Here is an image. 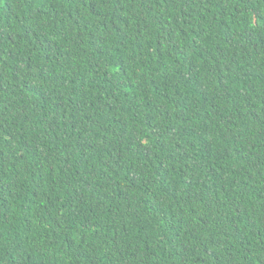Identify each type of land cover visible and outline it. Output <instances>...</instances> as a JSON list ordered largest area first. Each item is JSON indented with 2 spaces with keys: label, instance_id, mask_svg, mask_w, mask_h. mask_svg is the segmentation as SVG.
<instances>
[{
  "label": "trees",
  "instance_id": "16d2710c",
  "mask_svg": "<svg viewBox=\"0 0 264 264\" xmlns=\"http://www.w3.org/2000/svg\"><path fill=\"white\" fill-rule=\"evenodd\" d=\"M0 264H264V0H0Z\"/></svg>",
  "mask_w": 264,
  "mask_h": 264
},
{
  "label": "clouds",
  "instance_id": "9594fccd",
  "mask_svg": "<svg viewBox=\"0 0 264 264\" xmlns=\"http://www.w3.org/2000/svg\"><path fill=\"white\" fill-rule=\"evenodd\" d=\"M232 246H233V250H236L237 247L239 246V243L238 241H232ZM224 259V256L221 255V259Z\"/></svg>",
  "mask_w": 264,
  "mask_h": 264
}]
</instances>
